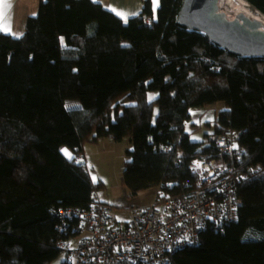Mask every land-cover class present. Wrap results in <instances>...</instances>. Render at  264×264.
Instances as JSON below:
<instances>
[{
	"label": "trees",
	"instance_id": "16d2710c",
	"mask_svg": "<svg viewBox=\"0 0 264 264\" xmlns=\"http://www.w3.org/2000/svg\"><path fill=\"white\" fill-rule=\"evenodd\" d=\"M246 1L264 14V0ZM182 2L144 0L125 22L98 0H41L21 35L0 31V264L58 258L75 224L60 210L89 209L103 186L76 160L86 142L130 138L124 184L162 201L197 189L193 161L220 159L210 137L225 130L239 134L228 158L238 218L201 229L170 264H264V57L181 25ZM218 102L212 130L193 139L191 109Z\"/></svg>",
	"mask_w": 264,
	"mask_h": 264
},
{
	"label": "built area",
	"instance_id": "2783aa9c",
	"mask_svg": "<svg viewBox=\"0 0 264 264\" xmlns=\"http://www.w3.org/2000/svg\"><path fill=\"white\" fill-rule=\"evenodd\" d=\"M238 137L232 130L212 134L210 142L222 157L193 161L197 189L133 206L130 219L121 227L111 225L113 209L97 193L92 194L89 209L62 208L61 216L75 223L68 227L73 234L61 235L57 241L64 259L71 264H170L177 250L197 244L201 229L220 231L236 221L239 199L228 158L240 155ZM76 160L86 161L81 153Z\"/></svg>",
	"mask_w": 264,
	"mask_h": 264
},
{
	"label": "rangeland",
	"instance_id": "374dc122",
	"mask_svg": "<svg viewBox=\"0 0 264 264\" xmlns=\"http://www.w3.org/2000/svg\"><path fill=\"white\" fill-rule=\"evenodd\" d=\"M242 1L248 2L246 0ZM33 2L34 0H30V5ZM158 6H154L155 10ZM225 6L228 7L226 4ZM251 7L255 8L252 5ZM34 14H37V11ZM23 31L14 30L12 34L19 36ZM66 105L68 107L81 106L79 100L76 99L67 100ZM224 107L225 103L218 102L204 107L192 108L191 119L186 124V129L191 132V137L195 140H203L205 134L213 128L209 123L214 122L219 111ZM132 148V143L128 137L121 141L106 137L99 139L97 142L88 141L83 146L85 160L92 179L103 184L97 190L99 197L110 204L117 219L122 221L130 217L129 210L133 206L149 204L156 197L157 192L156 188L151 187L132 195L129 188L124 184L126 162L129 160L128 150ZM62 260V256L59 255L51 264H61Z\"/></svg>",
	"mask_w": 264,
	"mask_h": 264
},
{
	"label": "water",
	"instance_id": "95a60500",
	"mask_svg": "<svg viewBox=\"0 0 264 264\" xmlns=\"http://www.w3.org/2000/svg\"><path fill=\"white\" fill-rule=\"evenodd\" d=\"M178 22L208 35L214 43L234 54L264 57L263 22L244 13L230 20L227 14L221 11L220 0H183ZM208 146H211V143L204 145ZM200 151L199 148L198 152Z\"/></svg>",
	"mask_w": 264,
	"mask_h": 264
},
{
	"label": "crops",
	"instance_id": "0c3cea01",
	"mask_svg": "<svg viewBox=\"0 0 264 264\" xmlns=\"http://www.w3.org/2000/svg\"><path fill=\"white\" fill-rule=\"evenodd\" d=\"M40 1L41 0H36L35 3L34 0L33 4L30 5V0H6L8 7L5 9V11L7 15V21L10 23L11 26V32L9 33H13L14 30H19V31L24 30L27 18L30 15H33V13H35L36 11L38 12ZM98 1L102 2L106 7L112 10L115 9L116 11L114 12L116 14L118 11L128 13L129 15L127 19H129L131 16L138 14L141 11L144 2V0H98ZM108 139H113V138L110 136L108 137ZM81 154L85 156L84 152ZM100 200L110 205L102 198ZM129 212H130L129 216L131 217V209L129 210ZM113 214H114V210L112 211V221H111V225L114 227H121L128 221V219H130V217H128L125 221H122L121 219L118 220L116 215ZM63 260L61 261V264L63 263Z\"/></svg>",
	"mask_w": 264,
	"mask_h": 264
},
{
	"label": "bare ground",
	"instance_id": "6f19581e",
	"mask_svg": "<svg viewBox=\"0 0 264 264\" xmlns=\"http://www.w3.org/2000/svg\"><path fill=\"white\" fill-rule=\"evenodd\" d=\"M225 4L228 7H224ZM220 9L222 12L227 14L230 20H234L238 14L244 13L251 18L259 19L264 24V14H262L258 9L252 8L249 2L245 3L242 0H220ZM59 255H61L64 259L60 249Z\"/></svg>",
	"mask_w": 264,
	"mask_h": 264
},
{
	"label": "snow or ice",
	"instance_id": "6c2138e0",
	"mask_svg": "<svg viewBox=\"0 0 264 264\" xmlns=\"http://www.w3.org/2000/svg\"><path fill=\"white\" fill-rule=\"evenodd\" d=\"M153 4L154 6H158V0H153ZM7 7L8 5L6 3V0H0V31L11 32V26L10 23L7 21V15L5 11ZM113 11L116 10L113 9ZM117 15L121 16V18L124 19V21L126 22L129 14L126 12L118 11ZM62 151L66 156L71 158V154L68 152L67 149H62Z\"/></svg>",
	"mask_w": 264,
	"mask_h": 264
},
{
	"label": "clouds",
	"instance_id": "9594fccd",
	"mask_svg": "<svg viewBox=\"0 0 264 264\" xmlns=\"http://www.w3.org/2000/svg\"><path fill=\"white\" fill-rule=\"evenodd\" d=\"M86 162V161H85Z\"/></svg>",
	"mask_w": 264,
	"mask_h": 264
}]
</instances>
